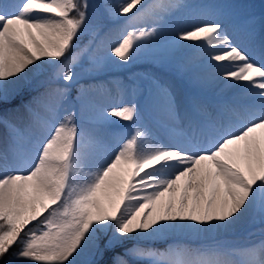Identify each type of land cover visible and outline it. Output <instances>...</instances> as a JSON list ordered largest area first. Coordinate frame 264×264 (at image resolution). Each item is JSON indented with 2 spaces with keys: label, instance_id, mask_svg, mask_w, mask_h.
Instances as JSON below:
<instances>
[{
  "label": "snow or ice",
  "instance_id": "6c2138e0",
  "mask_svg": "<svg viewBox=\"0 0 264 264\" xmlns=\"http://www.w3.org/2000/svg\"><path fill=\"white\" fill-rule=\"evenodd\" d=\"M101 8L0 0V264H264V240L128 246L228 229L253 211L264 220V21L257 32L217 0ZM177 9L188 18L173 27ZM141 59L157 71L111 81L116 106L89 95L103 84L81 83ZM221 82L230 95L202 94ZM144 111L183 130L163 138ZM119 122L111 143L104 130Z\"/></svg>",
  "mask_w": 264,
  "mask_h": 264
},
{
  "label": "rangeland",
  "instance_id": "374dc122",
  "mask_svg": "<svg viewBox=\"0 0 264 264\" xmlns=\"http://www.w3.org/2000/svg\"><path fill=\"white\" fill-rule=\"evenodd\" d=\"M104 2L105 0H90V3L94 6V12L98 17L102 13L101 5ZM112 2L120 3L121 0H112ZM172 2L176 4L199 3L201 2V0H174V1L172 0ZM217 2L237 6L245 13L253 17L255 20V27L257 29V32H259L261 28L259 24H261L262 21H264V16L253 15V13L258 8L259 3H261L262 6H264V0H255V3H250V4H246L244 0H217ZM187 18H188L187 11L181 12L179 9H177L176 15L171 20L170 24L173 27L182 25ZM108 27L116 29L118 25L114 26V24L109 23ZM116 35H118V32L114 31L113 38H115ZM169 35L170 33L167 31L164 33L165 38H167ZM87 40L88 37L86 36L83 43H87ZM181 57L182 55L178 54V60H181ZM196 63L199 62L197 61ZM144 67H146L147 70L143 69ZM157 67L158 66L153 65L148 61L141 59L127 67H121V68L113 67L109 70H106L105 72L100 73L95 78L86 77L81 80V83L84 84L85 86L103 84L104 88H99V87L93 88L89 93V95L94 98L102 99L106 106H116L117 104L121 103V98L115 86L112 83H110L111 81L122 80L125 83H128L129 77L133 76L134 74H145V73L156 72ZM105 89L107 90V92H105ZM137 99H138V106L141 109H145L143 98L138 97ZM123 102L127 103V97L123 99ZM143 115L145 117L148 116L155 123L158 122L159 124H162V126L166 125V123L164 121H159V118L168 121L167 118L164 117L163 115H160L158 118L153 119L147 111H144ZM128 125L129 122H119L117 124H114L106 128L104 131L107 133V137L109 141L111 143H115V141L119 138V134L127 130ZM167 125H169V123H167ZM86 126L89 128H93L94 124L91 121H86ZM242 218L243 219H240L232 227L228 229H221L207 234H200L197 240L194 242L189 241L184 236V233H168L160 237H153L148 239L141 238L130 241H133L135 244L139 245L140 247L150 248L163 252L166 251L169 247L175 246L177 244L186 246L191 249H196L202 246L211 245L215 242H225L230 246L240 247L253 243H259L260 241L264 240V220L261 219L259 213L253 211L246 214ZM80 259L83 264V262L90 259V257L85 255ZM233 259H239V257H233ZM139 263H146V260L141 261Z\"/></svg>",
  "mask_w": 264,
  "mask_h": 264
},
{
  "label": "bare ground",
  "instance_id": "6f19581e",
  "mask_svg": "<svg viewBox=\"0 0 264 264\" xmlns=\"http://www.w3.org/2000/svg\"><path fill=\"white\" fill-rule=\"evenodd\" d=\"M174 1V0H173ZM172 2V0H171ZM244 2L246 4H250V3H255V0H244ZM253 15H260V16H264V6L261 5V3H259V6L258 8L256 9V11H254ZM122 22V21H121ZM117 26V24H114V26ZM259 26H261V24H259ZM184 57L182 56L181 57V60L183 59ZM143 69L147 70L146 67H144ZM142 70V69H141ZM214 71V70H213ZM222 85H223V82H221V85H218L214 88H211V89H208L206 90L204 93H202L203 95H205L209 100H215V99H218V98H221L222 96H227V95H230L231 94V91L230 89H226V88H222ZM147 117V118H146ZM146 120H151L148 116H146ZM159 121H164L166 123V125H163L162 124H159L158 122L155 123L154 121H152L154 127L156 128L158 134L163 137V138H167V135H168V132H169V129H175L176 132H180L183 130V125H175V124H172L166 120H163L161 118H159ZM167 123H169V125H167ZM243 219V218H241Z\"/></svg>",
  "mask_w": 264,
  "mask_h": 264
},
{
  "label": "trees",
  "instance_id": "16d2710c",
  "mask_svg": "<svg viewBox=\"0 0 264 264\" xmlns=\"http://www.w3.org/2000/svg\"><path fill=\"white\" fill-rule=\"evenodd\" d=\"M85 38V37H84ZM83 38V39H84ZM75 89V92H74V94H76V88H74ZM211 235V234H210ZM184 236L188 239V240H190V241H195V240H197V238H198V235L197 234H194V233H192V234H189V233H184ZM133 244H135L133 241H129L128 242V246H132Z\"/></svg>",
  "mask_w": 264,
  "mask_h": 264
}]
</instances>
